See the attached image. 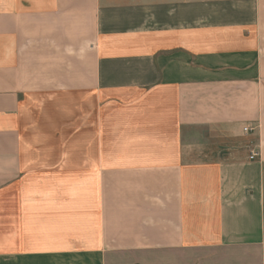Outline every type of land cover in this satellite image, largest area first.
<instances>
[{
    "label": "crops",
    "instance_id": "0c3cea01",
    "mask_svg": "<svg viewBox=\"0 0 264 264\" xmlns=\"http://www.w3.org/2000/svg\"><path fill=\"white\" fill-rule=\"evenodd\" d=\"M0 264H264V0H0Z\"/></svg>",
    "mask_w": 264,
    "mask_h": 264
},
{
    "label": "rangeland",
    "instance_id": "374dc122",
    "mask_svg": "<svg viewBox=\"0 0 264 264\" xmlns=\"http://www.w3.org/2000/svg\"><path fill=\"white\" fill-rule=\"evenodd\" d=\"M40 100H41V101H42V100H43V101H44V100L47 101V100H48V97H47L46 95H44V96H43V95H42V96L40 95L39 98H38L37 100H34V101L32 102V107H35V106L37 105V101H40Z\"/></svg>",
    "mask_w": 264,
    "mask_h": 264
},
{
    "label": "built area",
    "instance_id": "2783aa9c",
    "mask_svg": "<svg viewBox=\"0 0 264 264\" xmlns=\"http://www.w3.org/2000/svg\"><path fill=\"white\" fill-rule=\"evenodd\" d=\"M244 130L247 131L248 130L247 127H244ZM256 155H257L256 152H252L251 155H250V157L253 158Z\"/></svg>",
    "mask_w": 264,
    "mask_h": 264
}]
</instances>
